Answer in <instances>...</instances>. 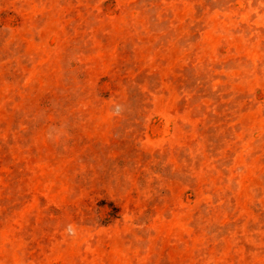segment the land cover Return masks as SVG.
<instances>
[{
    "label": "rangeland",
    "instance_id": "1",
    "mask_svg": "<svg viewBox=\"0 0 264 264\" xmlns=\"http://www.w3.org/2000/svg\"><path fill=\"white\" fill-rule=\"evenodd\" d=\"M0 264H264V0H0Z\"/></svg>",
    "mask_w": 264,
    "mask_h": 264
}]
</instances>
